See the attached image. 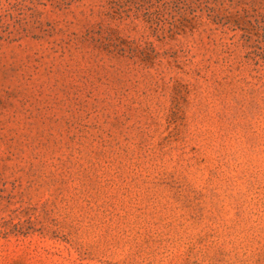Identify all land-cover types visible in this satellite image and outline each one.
Instances as JSON below:
<instances>
[{
  "label": "rangeland",
  "instance_id": "rangeland-1",
  "mask_svg": "<svg viewBox=\"0 0 264 264\" xmlns=\"http://www.w3.org/2000/svg\"><path fill=\"white\" fill-rule=\"evenodd\" d=\"M0 264H264V0H0Z\"/></svg>",
  "mask_w": 264,
  "mask_h": 264
}]
</instances>
